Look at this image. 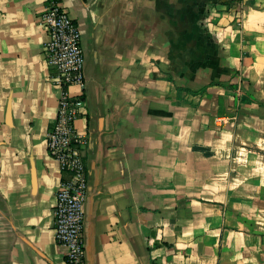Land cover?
Masks as SVG:
<instances>
[{
	"label": "crops",
	"instance_id": "crops-1",
	"mask_svg": "<svg viewBox=\"0 0 264 264\" xmlns=\"http://www.w3.org/2000/svg\"><path fill=\"white\" fill-rule=\"evenodd\" d=\"M47 1L0 0V264H68ZM58 1L85 54V264H264V0Z\"/></svg>",
	"mask_w": 264,
	"mask_h": 264
},
{
	"label": "built area",
	"instance_id": "built-area-1",
	"mask_svg": "<svg viewBox=\"0 0 264 264\" xmlns=\"http://www.w3.org/2000/svg\"><path fill=\"white\" fill-rule=\"evenodd\" d=\"M41 21L47 33L44 52L55 70L54 83L60 87L57 117L47 133V151L68 174L56 194L54 205L55 238L66 248L68 264H85L83 236L85 203L88 197V175L83 151L87 138L76 122L84 113L85 87L82 33L78 23L58 0H48ZM79 87L78 95L70 91Z\"/></svg>",
	"mask_w": 264,
	"mask_h": 264
}]
</instances>
